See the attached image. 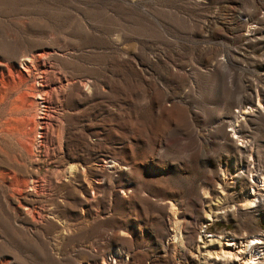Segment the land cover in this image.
Returning <instances> with one entry per match:
<instances>
[{
  "label": "rangeland",
  "instance_id": "374dc122",
  "mask_svg": "<svg viewBox=\"0 0 264 264\" xmlns=\"http://www.w3.org/2000/svg\"><path fill=\"white\" fill-rule=\"evenodd\" d=\"M263 199L264 0H0V264H208Z\"/></svg>",
  "mask_w": 264,
  "mask_h": 264
},
{
  "label": "bare ground",
  "instance_id": "6f19581e",
  "mask_svg": "<svg viewBox=\"0 0 264 264\" xmlns=\"http://www.w3.org/2000/svg\"><path fill=\"white\" fill-rule=\"evenodd\" d=\"M252 177V182H258L255 180L254 176L251 175V178ZM256 191H258V189L253 188L252 192L249 193L248 196L251 200L247 201L245 207H249L254 204L252 201H257L258 195ZM262 240L261 236L249 237L248 239L240 242H237L234 239H227L224 243L226 247H221L220 252L216 253L215 258L211 257V255L207 257L209 262L208 264H260V260L264 257V250L259 249ZM249 250L250 252L245 254ZM252 254L254 256H252Z\"/></svg>",
  "mask_w": 264,
  "mask_h": 264
}]
</instances>
